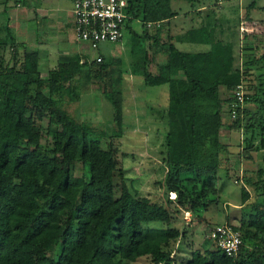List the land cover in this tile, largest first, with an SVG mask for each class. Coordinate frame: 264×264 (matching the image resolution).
<instances>
[{
	"label": "trees",
	"instance_id": "1",
	"mask_svg": "<svg viewBox=\"0 0 264 264\" xmlns=\"http://www.w3.org/2000/svg\"><path fill=\"white\" fill-rule=\"evenodd\" d=\"M169 1L126 0L131 16L126 28L133 57L130 72L144 85L167 84L166 132L160 151L166 191L176 194L179 209L196 213L211 201L204 193L214 191L224 109L229 115L231 92L238 84L243 88L249 72L234 64L232 44L214 39L213 29L204 24L188 28L175 40L203 43L207 50L181 51L169 39L164 61L150 72L147 52L139 42L140 37L156 42L159 27L149 35L143 24L174 15ZM186 1L191 6L197 2ZM134 20L142 25V35L132 28ZM245 33L246 38L264 39L258 32ZM2 45L10 47V54L6 62L0 60V264H125L140 256L152 264H170L171 243L182 237L170 225L171 213L130 191L112 141L102 147L101 132L75 121L52 97L54 92L59 98L77 97L78 84L72 79L78 74L101 82L115 126L109 138L120 137L123 97L114 87L118 76L109 73L112 60L103 53L98 62H79L76 54L61 56L41 78L38 52L17 43L6 22L0 28ZM247 102L252 107H246ZM43 119L56 129L50 144L41 146ZM241 125L248 131L246 145L257 138L255 149L263 148V96L243 94L242 109L229 127ZM77 163L81 171L74 175ZM189 176L201 180L198 199L195 186L190 190L184 183L187 177L192 179ZM248 197L242 186L241 204ZM152 221L164 226L153 227L148 224ZM235 227L242 237L236 255L226 256L211 241L213 248L190 250L183 264H264V202L251 204ZM208 228L207 222L206 235Z\"/></svg>",
	"mask_w": 264,
	"mask_h": 264
},
{
	"label": "rangeland",
	"instance_id": "2",
	"mask_svg": "<svg viewBox=\"0 0 264 264\" xmlns=\"http://www.w3.org/2000/svg\"><path fill=\"white\" fill-rule=\"evenodd\" d=\"M33 2V0H24ZM199 3L206 7L203 11L204 24L213 29L214 39L223 42L229 41L232 44L234 64L242 69L248 70L246 82L243 83V94L255 93L264 97V39L257 41L253 36L244 37L242 32H258L264 34V0H197L194 6L186 0H170V10L182 16L183 13L190 12V17L195 18V7ZM250 3V5H248ZM72 0H66V22L64 32L49 31L51 46H60L56 43V35H62L64 42L69 47L74 46L72 32ZM198 17V16H197ZM179 23L186 21L179 18ZM132 28L142 35V25L138 20H134ZM199 25V24H198ZM179 28L171 27L169 24L160 25L156 31L158 39L154 42L151 39L140 37L139 44L145 48L148 56L147 69L154 73L158 64L164 61L165 44L168 42L166 32H181ZM63 28V27H62ZM245 30V31H244ZM155 29L148 28L147 33L153 34ZM228 32V34H227ZM20 33V32H19ZM14 33V38L24 41L26 48L31 49L34 42L30 34L24 37L21 33ZM40 34V33H39ZM240 34V35H239ZM58 39V36H57ZM58 42V41H57ZM57 46V47H58ZM130 38L124 33L122 42L102 44L98 50L112 60L111 76H118V83L114 87L121 90L123 104V119L120 137H110L114 130L112 122V110L108 101L101 94V82L86 80L81 74L73 77V82L78 84V95L69 99L66 94L59 98L58 93L52 94L59 107L70 115L77 122H84L92 128L101 132V146L105 147L108 140L114 146L118 165L123 168L125 182L130 187V191H137L140 195L148 197L151 201L162 204L171 213V226L182 232V237L171 243L172 262L170 264H183L189 257L190 250H202L207 247H214L205 234V224L209 226L215 223L228 222L238 224L239 217L248 210L253 203L264 202V146L258 147L256 138L250 146L246 145L244 137L248 131L241 125L239 128L229 127L232 119L227 111L223 112V126L219 136L222 147L218 155V167L213 179L214 191L204 193L205 197L211 199L206 204L205 210L196 213H185L183 209L176 206V194L166 191L165 186V165L161 161L163 150L165 125V108L167 103V84L148 86L142 83L139 75L130 72L132 54L130 52ZM179 50L190 49L191 51H205L208 45L176 43ZM86 60L93 59L97 51L87 49ZM10 47L0 46V60L3 62L9 58ZM51 56L52 54H48ZM65 53L60 55L63 56ZM67 55V54H66ZM54 56V55H53ZM43 54H38L39 76L46 78L48 70L54 68L61 58L45 59ZM250 66V67H249ZM247 84L250 88L246 89ZM229 95V94H228ZM245 106L252 107L250 102ZM42 136L40 144H50L51 137L56 127L48 123L46 119L41 122ZM264 138V135H263ZM80 165L76 164L74 175L80 174ZM193 176H189L192 178ZM184 183L192 189L197 199L201 180L185 179ZM242 186L248 192V199L239 209L234 210V204L240 202V191ZM190 189V190H191ZM205 191V190H204ZM186 196V192L183 193ZM170 196H173L171 199ZM189 198V197H187ZM191 199V198H189ZM153 227H163L164 223L152 221L148 223ZM125 264H152L148 257L140 256L134 261Z\"/></svg>",
	"mask_w": 264,
	"mask_h": 264
},
{
	"label": "built area",
	"instance_id": "3",
	"mask_svg": "<svg viewBox=\"0 0 264 264\" xmlns=\"http://www.w3.org/2000/svg\"><path fill=\"white\" fill-rule=\"evenodd\" d=\"M73 37L86 46L97 51L93 58L101 59L98 52L102 44L122 42L131 16L126 12V0H72ZM161 21H146L145 28H158ZM85 58H80L83 62ZM229 116L235 118L243 106V88L235 86L231 92ZM264 133V127H263ZM170 193V192H169ZM173 199V196H170ZM187 213V212H185ZM206 237L226 256H234L242 245L241 232L235 224L215 223L209 226Z\"/></svg>",
	"mask_w": 264,
	"mask_h": 264
},
{
	"label": "crops",
	"instance_id": "4",
	"mask_svg": "<svg viewBox=\"0 0 264 264\" xmlns=\"http://www.w3.org/2000/svg\"><path fill=\"white\" fill-rule=\"evenodd\" d=\"M205 8L204 4L199 3L194 9L196 13L195 18L190 17V12L183 13L180 17L178 14L171 11L174 15L169 17L167 20L161 21L160 25H164L165 23L169 24L172 28H179V26L176 25H180V27L182 26L184 28H181V32H166L167 39H172L174 47H176L175 44L179 42L185 44L186 46L190 44L204 45L199 42L176 41L175 39L178 38L180 34L184 33L188 28L197 27L198 24H204L203 11ZM66 9V0H33V2L28 3L24 0H0V28L6 22L13 35H15L14 33L16 32H20L21 36L24 37L26 34L33 32L30 34L31 37L33 36L32 40L34 42L31 49L36 50L38 54H43L45 56L43 58L45 59L55 58V55L59 58L62 53H65L63 56H66V54H76L80 58H85L86 51L84 47L86 46L74 40V46L69 47L68 43L63 41L62 35H56L55 38L56 43H60L61 45H57L58 47L51 46V41L49 39L50 36L48 35L49 31L55 30V32H64L63 30H65L64 25H66V22L63 20L67 17ZM179 18H182V20L186 21V23L184 22V24H180ZM135 32L137 31L135 30ZM247 34L248 33L242 32L243 36H247ZM18 42H20L24 47L27 46L24 45V41L22 40H18ZM181 51L196 52L195 50L191 51L190 49ZM48 54L52 55L49 56ZM245 202L243 204H241V202L235 203L234 210L242 207Z\"/></svg>",
	"mask_w": 264,
	"mask_h": 264
}]
</instances>
